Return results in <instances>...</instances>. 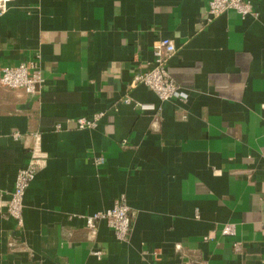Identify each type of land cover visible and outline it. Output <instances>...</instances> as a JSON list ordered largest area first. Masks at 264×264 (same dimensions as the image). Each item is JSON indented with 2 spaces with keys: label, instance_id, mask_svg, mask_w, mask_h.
I'll list each match as a JSON object with an SVG mask.
<instances>
[{
  "label": "crops",
  "instance_id": "crops-1",
  "mask_svg": "<svg viewBox=\"0 0 264 264\" xmlns=\"http://www.w3.org/2000/svg\"><path fill=\"white\" fill-rule=\"evenodd\" d=\"M252 2L248 17H210L207 0L9 2L0 74L39 55L44 81L41 93L0 83V264H264V0ZM162 36L176 44L167 66L187 99L131 86ZM100 112L94 128L77 126ZM36 133L47 159L20 224L7 201ZM122 193L129 239L104 220L90 239L85 215Z\"/></svg>",
  "mask_w": 264,
  "mask_h": 264
},
{
  "label": "built area",
  "instance_id": "built-area-1",
  "mask_svg": "<svg viewBox=\"0 0 264 264\" xmlns=\"http://www.w3.org/2000/svg\"><path fill=\"white\" fill-rule=\"evenodd\" d=\"M10 1L0 0V14L6 12ZM207 2L210 17L218 16L228 9H236L243 17L257 15L252 0H207ZM176 50L177 47L172 38L167 36L160 37L153 47L154 58L151 66L144 71H136L133 75L131 86L134 87L139 83H143L150 87L161 100L171 98L187 99L189 93L175 80L167 66L168 59ZM38 57L39 55L35 59L23 61L15 65H4L0 74L1 85L11 88H24L31 93H41L44 78ZM124 101L133 102V99L131 96H127ZM134 102L141 111H159L162 108L154 102L140 100ZM102 114L103 112L96 113L91 118L85 116L79 117L76 121L77 126L79 128H94ZM18 136L19 133H15V137ZM40 140V134L36 133L35 144L31 149L29 161L25 166L19 168L14 189L11 192L10 199L7 201V213L15 217L20 224L23 222V206L26 190L47 159V154L42 150ZM103 161V156L96 157L97 163H102ZM134 216V210L130 207L126 195L122 193L115 198L111 207L85 215V225L89 238L92 240L97 239L99 222L104 220L114 230L118 239L127 241L131 234ZM222 232L227 235L235 234V227L232 224H226ZM210 237V235H206L204 239L207 240ZM175 247L182 257L192 259V254L185 249L181 242H177ZM234 249L240 251L242 243L236 241ZM91 252L97 257H101L104 253L100 248H93ZM202 264L206 263L203 262Z\"/></svg>",
  "mask_w": 264,
  "mask_h": 264
}]
</instances>
